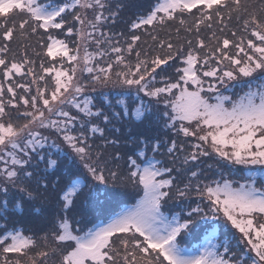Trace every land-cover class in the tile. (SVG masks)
Masks as SVG:
<instances>
[{
  "label": "snow or ice",
  "instance_id": "1",
  "mask_svg": "<svg viewBox=\"0 0 264 264\" xmlns=\"http://www.w3.org/2000/svg\"><path fill=\"white\" fill-rule=\"evenodd\" d=\"M123 7L119 4L113 11L109 0H46L44 4L0 0V264H21L22 258L26 264H48L50 257L56 258L53 264H264V16L249 12L241 0H157L131 23L132 35L124 48L112 39L123 33L100 31L109 21L115 23ZM88 10L93 13L91 19ZM233 13L242 19L247 38H216V47L209 48L199 36L201 25L211 28L215 17L226 27L225 14L231 20ZM188 15L194 17L190 27H186ZM173 24L178 25L177 34L181 28L189 33L195 29V45L187 40V52L171 40H158L155 29ZM138 30L148 32L164 54L149 56L137 50ZM17 34L39 35L44 40L43 54L50 62L40 63V73L31 59L9 58ZM60 35L75 36L76 47L70 49ZM236 35L233 31L232 36ZM89 42L96 45L95 53L87 51ZM101 45H108V50ZM109 52L115 54L113 62L96 61ZM133 52L134 65L125 59V53ZM177 62L182 66L175 68V80L163 75ZM78 71L90 79L82 81ZM16 77L32 79L24 83ZM230 82L247 90L235 99L224 95L220 89ZM89 84L93 91L95 86L119 85L123 91L117 93L121 98L115 103L121 111L103 93V104L97 105L87 95ZM32 85H36L35 93ZM141 93L149 98L147 103ZM125 97L133 100L134 107L129 108ZM161 100L165 110L154 113L150 105ZM105 106L111 111H105ZM124 119L141 124L162 120L175 135L194 138L184 165H195L211 151L233 165L248 167L250 175L243 177L244 183L236 182V187L228 179L213 180L203 188L198 182L195 191L206 204H188L180 213L166 215L163 209L169 202L184 201L192 185L178 186L173 172L179 169L166 167L156 158L161 141L150 143L140 136L133 141L140 147L127 156V173L121 177L134 192L135 203L102 224L77 220L76 198L84 189L90 193L99 189L109 178L115 182L118 172L107 165L123 159L119 151L105 158L89 141L98 134L104 143L97 148H118L120 139H109L105 129L120 133V128L109 126ZM183 147L172 140L165 150L171 155ZM39 163L45 164L43 172ZM257 165L255 170L249 167ZM197 176L198 171H190L191 178ZM13 192L19 197L10 200ZM41 198L49 202L48 208L37 203ZM221 213L225 223L240 233L235 249L227 238L220 240L214 228L198 247L183 246L199 219L217 220ZM25 214L44 217L50 226L40 237L42 246L22 228L8 227L10 216ZM33 249L39 250L33 255Z\"/></svg>",
  "mask_w": 264,
  "mask_h": 264
},
{
  "label": "rangeland",
  "instance_id": "2",
  "mask_svg": "<svg viewBox=\"0 0 264 264\" xmlns=\"http://www.w3.org/2000/svg\"><path fill=\"white\" fill-rule=\"evenodd\" d=\"M39 1L40 0H38V2ZM128 1L129 0H126L125 4H129ZM241 3H242V5H244L248 8L249 12L254 11L257 13H261V16H264V0H260V2H257V0H241ZM41 4H44V3H41ZM250 7H254V9H250ZM258 11H260V12H258ZM69 20H71V17H69ZM17 21H19V18H17ZM186 21H187L186 27H190L193 25L194 20L188 22L187 16H186ZM210 23L212 25L211 28H208V27H206V25L202 24L201 28H200V33H199L200 38H203L205 40V42H206V44H208L209 48L216 47V38H218L220 40H222L224 38H228L230 40H235V39H239L241 36L247 38L248 34L243 31L242 19L238 20L236 13L232 14L231 20H228L227 15L225 14V24L227 25L226 27L224 26V24L218 23L215 17L213 18L212 21H210ZM177 26L178 25L173 24V25L166 27L164 29L157 28V29H155V34L157 35L158 38H161L160 35H170V32H171L172 35L176 39H178V41H180V42H176V43L172 42V43L177 45L178 47L180 45H183L184 51L187 52L188 44L186 43V41L192 40L193 45H195V42L197 39V33H196L194 28H193V31L191 33L185 31L184 28H181L179 31V34H177V32H176ZM106 29L107 28L103 29L101 27L100 31H103L104 33L109 34L108 32H106ZM140 31H141L140 43L145 44L146 43L145 39L151 38V35H149L148 32H146L144 30H138L137 31L138 35H139ZM183 31H185V32H183ZM233 31H235L237 33L236 37L232 36ZM42 32H43V30H41V33ZM54 34H58V33L54 32ZM213 34H214L215 38H213ZM190 35H192V38L190 37ZM59 38L66 39V42L68 43L70 49H74L76 47L77 38L75 36L70 37V38H65L63 35H60ZM100 38L101 37L97 33V39H100ZM14 39L19 41L21 44L19 46L20 49L17 51V54L11 55L10 59L14 58L17 61L23 60L24 58L31 59L32 61L35 62V71L37 73H40V68H39L40 63L43 61L45 63V65L47 66V64L50 62V58H47L43 54L44 48L42 47V45L44 43V40L41 38V36L31 35V34H26L25 36H19L17 34L14 37ZM112 39H113V41L119 40L121 47H124V48L127 47L128 39H126V38L119 39L115 35L112 36ZM160 40H163V39L161 38ZM86 47H87V51L89 53H95L97 51L96 45L94 43L89 42ZM101 47L106 51L108 50V45H101ZM149 48H151L152 50H149L148 48L143 49L142 47L137 46V50H140L142 53L146 51L149 56H153L157 53L164 54V50H163V52H161L160 48H158L156 44H153ZM232 51H235V50L232 49ZM38 53L40 55H37ZM201 54L203 55V53H201ZM83 55H84V48L82 47L81 48V56H83ZM114 59H115V54H112L109 52V54L107 56H105L103 59H101L100 57H97L96 61H99L101 64H106L108 62H113ZM125 59H126V61H128L134 65L136 62L135 53L133 52L132 55H128L127 53H125ZM96 61H93V63H95ZM65 67H68V65L65 64ZM168 69H170V68H168ZM115 70H117L116 65H114V68H113V71H115ZM77 75L84 82H87V80L90 79V77L87 73H80L78 71ZM163 75H165V74H163ZM15 79L21 80L20 77H16ZM31 79H32V77H25L23 80H21V82L28 83ZM47 79L48 78L46 77V80ZM157 79L159 80L160 78L158 77ZM40 84L43 85L44 82L42 81V82H40ZM233 85H235V86H233ZM157 86H160V84L158 83ZM92 88H93V85L89 84L88 90H87V95H90L91 97H93L94 101L97 103V105L103 104V100H102V96H101L102 93L106 94L108 96L109 100L112 103H114L117 99L121 98V97L117 96V93L123 91L119 85H112V84H109L107 87L95 86V91H93ZM227 88L228 89L225 88V92H222V93L224 95H229V96H232V92H235V96L241 95L243 93V91L245 90V88H242L241 85L237 84L236 82H230ZM32 89H33V93H35L36 85H32ZM228 92H230V94H228ZM18 94H21V93H19V91H18ZM134 95H135V92L133 90V96ZM140 95H141V98L143 100L145 98L149 99L147 97H144L142 93ZM124 99L128 103L129 108L134 107V102L131 98L125 97ZM212 102H214V101H212ZM117 106L120 107L119 105H117ZM152 106L150 105V107L152 108L153 111L159 110V107L156 106L155 104H153ZM107 109L108 108L105 106V111ZM119 109L120 110H118V111H121V108H119ZM21 111H23V109H21ZM13 115L15 116V115H17V113L13 112ZM19 122L22 123L23 120H20ZM100 126L104 127L103 124H101ZM113 126L116 128H120V130H121L120 133L113 134L112 132L108 131V129H105V136H107L109 139H111L112 136L114 138L118 137L120 139V142H121L120 146L118 148H115V149L113 147H108L105 149L102 147L97 148L96 145H93V148H94V150L104 152L105 158H107L109 156V154L113 153L114 151H119L121 153V155L123 156V159L118 160V161H110L107 165L108 169H110L112 171H117L118 176H117L115 182H112V180L109 178V182L107 184L101 185L99 187V189H103V190L105 189L107 191V193H102V192H99L98 189H93V191L91 192V195L88 197H85L83 200L76 198L77 214L75 215V219H77V220H79L81 218L88 220L87 218H89L91 216V214L102 211L107 206V204H109L110 202H112L116 198L123 196V194L128 189L131 188L129 185L123 184L121 182V177H123L122 173H127V169L125 168L123 170V167H121V166H124L125 158L128 156V152L131 150L133 153V152H135L134 151L135 149L137 150V148L140 147V145L133 142L134 140H136L140 136H143V137H145V139L149 138L148 141L150 143L155 141V140H158V139H154L151 137H159L161 140L164 141L168 138V136H170V134L174 133L172 130H169L168 133H164L162 130L163 128H161L163 126V121L161 120L159 123H157L155 121V119H153L151 122L145 121L143 124H141L135 120L124 119L121 122L113 121V125H110L109 128H111ZM95 138H98L97 141L99 142V145H103V143H104L103 138H100L98 134H97V137H95ZM52 139H56V142L58 144L61 143L60 140L58 138H56L55 136H53ZM189 141H191V140H189ZM181 144H183V146H184L183 151H177L171 155H169L166 151H164L165 147L162 144L161 151L159 153H157L158 156H156V158L158 160H161L163 162L164 166H166L165 161L168 160V161H171L173 163V165L176 166L175 168L172 167L174 170L179 169V172L177 173L175 171V175H174V176H176L177 180L183 179V177L185 179L191 178L189 176V174L187 173V166L188 165L183 164L184 158L182 155L185 152L186 147L189 148V146L186 144L185 141H181ZM61 146L63 147V145H61ZM179 146H178V148H179ZM149 155H151V152H149ZM52 158H56L55 154H53ZM199 160H201L204 163V169L202 171L203 174H202V172L198 171V176L196 178H191V179L196 180L195 184H191V185L194 187L199 182L201 188H203L204 184L209 183V181L211 182L213 180H217L216 178L219 177V175H221V166L225 165L226 161H223L217 155H215L213 157H209V156L200 157ZM226 166H227V164H226ZM39 167L44 169L45 164L39 163L38 169H39ZM43 169H42V172H43ZM207 170L211 171L212 173L208 174ZM106 176H107V172H106ZM176 184L178 186L182 187V184L180 181H176ZM233 186H234V184H233ZM88 191H89L88 189H84V192H88ZM15 194L16 195H14L13 198H18L19 193H15ZM97 195H99V196H97ZM193 199H196V197L195 198L187 197L184 201L176 200L175 203L179 204L178 206L180 207V209L182 207H186V205H188V204H192L193 206H195L196 203H201V206H204V204H206V201L201 202L200 198H199V200H193ZM10 200H12V199H10ZM185 201L190 202V203L186 202V203L180 204V203L185 202ZM37 203L44 208H48L50 206L49 202L47 200H44L43 198L38 200ZM69 215H70V217L72 216V214H69ZM219 219L222 222L223 232L226 233L225 235H227L228 237L231 236V230L229 229L228 224L225 223V218L221 217V215H220ZM203 220L204 219H199L197 221V224L199 222H202ZM9 221H14V224L16 225L17 228H22L24 230L25 235H32V236H35V233L45 232L46 230H44V229H46L49 226L48 223L46 222V220L44 219V217H35V216H30L28 214H25L24 216H20V215L10 216ZM215 230L217 231V226H216ZM239 236H240V233L238 232L237 238L235 239V242L233 245L234 249L237 247V240L239 239L238 238ZM37 242H38V244H40L42 246L41 240H39ZM214 242H217V241H214ZM183 246L187 247V244H183ZM198 246L199 245H197V246L195 245L192 248H195ZM239 247L242 249L243 245L241 244V245H239ZM38 250L39 249H33L31 254L34 255V253ZM11 255L13 256V258L16 257V254H11ZM54 260H55L54 257H50L48 260V264H53ZM21 263L26 264V258H22Z\"/></svg>",
  "mask_w": 264,
  "mask_h": 264
},
{
  "label": "trees",
  "instance_id": "3",
  "mask_svg": "<svg viewBox=\"0 0 264 264\" xmlns=\"http://www.w3.org/2000/svg\"><path fill=\"white\" fill-rule=\"evenodd\" d=\"M125 1L126 0H109V5H110V7H111V10H113V11H115L116 10V6L117 5H119V4H123V5H125L126 7H123L122 8V10L120 11V13H119V16L117 17V19H116V21H115V23H112L111 21H109L108 23H106V24H104V25H102L101 27L103 28V29H105V28H107L106 29V32H108L109 34H119V33H123V36H120V35H115V36H117L119 39H122V38H126V39H130V36L132 35V33L129 31V28H130V25H131V23L134 21V19H135V15H136V13L137 12H140V11H142V10H144L145 9V7L147 6V5H149L150 4V2H151V0H129L128 1V3L129 4H125ZM257 2H260V0H257ZM250 9H254V7H250ZM194 12H195V10H194ZM258 12H260V11H258ZM257 13V12H256ZM258 15H261V13H257ZM87 15H88V17H89V19H91L92 18V15H93V13H92V11L91 10H88L87 11ZM105 15H107V12L105 13ZM188 17V22L189 21H192V20H194V17L193 16H191V15H188L187 16ZM183 32H185V31H183ZM135 34H138L137 32L135 33ZM139 35H141V31H140V33H139ZM114 36V35H113ZM160 37L163 39V40H165V41H168V40H171V42H173V43H176V42H180V41H178V39H176L173 35H172V33L170 32V35H160ZM190 37L192 38V35H190ZM161 38H158V40H160ZM145 44H141L140 42H138V46H140V47H142L143 49H146V48H148L149 50H152L151 48H149L150 46H152L153 44H156L157 45V43L156 42H154L151 38H146L145 39ZM20 42L19 41H17L16 39H13V41H12V43L10 44V48H11V52H10V54H9V58H10V56L11 55H15V54H17V51L20 49ZM148 46V47H147ZM161 50V52H163V49H160ZM150 52V51H149ZM182 65L179 63V62H177L176 64H174L173 65V67H170V69H168L167 70V72L165 73V75L168 77V78H170V79H172V80H175L176 79V72H175V68L176 67H181ZM160 86H162V85H160ZM223 88V87H222ZM152 105V104H151ZM116 109H118V110H120L119 108L120 107H118V106H114ZM153 107V106H152ZM153 111V110H152ZM154 112V111H153ZM155 113V112H154ZM162 128V127H161ZM163 130V132L164 133H168V131L169 130H167V129H162ZM113 137V136H112ZM114 138V137H113ZM145 138V137H144ZM151 138H154V139H158L159 141H161V143L163 144V146L166 148V146L167 145H169L170 144V142L172 141V140H176V142H177V146H179L180 144H181V141H185L186 142V144L189 146V148L188 147H186V150H185V152L182 154L183 155V158L186 156V155H188L189 153H190V151H191V144L192 143H194L195 142V140H194V138H185V137H183L182 135H175L174 133L173 134H170V136H168V138L166 139V140H161L159 137H151ZM149 139V138H148ZM98 140V138H94V139H92V140H90L89 141V143H91L92 145H96V146H99V142L97 141ZM189 140H191V141H189ZM109 147H111V146H109ZM164 151H166V150H164ZM216 154H214V153H212V152H210V155H208L209 157H213V156H215ZM156 156H158V154H156ZM223 161H225V160H223ZM228 162L226 161V164H227ZM169 167H176L175 165H173V163L171 162V161H169ZM226 164L225 165H222L221 167L222 168H224L225 166H226ZM121 167H124V166H121ZM42 169L43 168H41V167H39V170L42 172ZM203 169H204V163L201 161V160H198L197 162H196V164L195 165H193V164H188V166H187V173L189 174V176H190V171H200V172H202L203 171ZM44 170V169H43ZM174 173H175V171H174ZM207 173L208 174H211L212 172L211 171H208L207 170ZM202 174H203V172H202ZM201 174V175H202ZM220 177H217L216 179L218 180ZM180 182H181V184H182V187H183V185L184 184H188V183H190V184H195V182H196V180H194V179H191V178H187V179H185L184 177H183V179H180ZM210 182V181H209ZM101 190L102 189H100L99 190V192H101ZM103 193H107V191L105 190ZM133 193V191H132V189L130 188V189H128L124 194H123V196H121V197H119V198H117V199H120V198H123V197H126V196H128V195H131ZM14 195H16L14 192L10 195V198L9 199H14L13 197H14ZM109 195V194H108ZM86 197V194L85 193H81L80 195H79V197H78V199H84ZM188 197H192V198H195L196 197V199H193V200H197V198H199L198 196H197V193H196V191H195V186L193 187L192 186V189H191V191H190V193H189V196ZM207 219V218H206ZM0 223H3L2 221H0ZM7 225H8V227L9 228H12V226L11 225H13V223H12V221H8L7 222ZM49 228H50V226H48L46 229H44V230H46V231H49ZM43 230V231H44ZM45 231V232H46ZM44 234V232H42V233H35V236H34V238H36V240L37 241H39L40 239V237L42 236ZM10 256H12L11 254H9ZM13 257V256H12ZM55 258V257H54ZM56 259V258H55ZM22 264V263H21Z\"/></svg>",
  "mask_w": 264,
  "mask_h": 264
}]
</instances>
